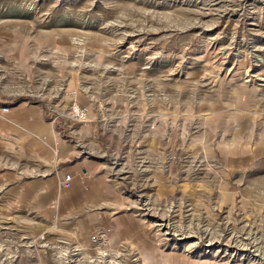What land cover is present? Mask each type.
<instances>
[{
  "label": "rangeland",
  "instance_id": "obj_1",
  "mask_svg": "<svg viewBox=\"0 0 264 264\" xmlns=\"http://www.w3.org/2000/svg\"><path fill=\"white\" fill-rule=\"evenodd\" d=\"M17 98L106 184L0 196V264H264V0H0V105Z\"/></svg>",
  "mask_w": 264,
  "mask_h": 264
},
{
  "label": "crops",
  "instance_id": "obj_2",
  "mask_svg": "<svg viewBox=\"0 0 264 264\" xmlns=\"http://www.w3.org/2000/svg\"><path fill=\"white\" fill-rule=\"evenodd\" d=\"M8 104L7 112L0 111L1 198H69L76 204L103 191L106 183L97 155H81L75 144L67 142L44 103L17 98ZM92 125L83 124L79 131L87 134L94 130ZM66 173L72 175L71 185L62 188Z\"/></svg>",
  "mask_w": 264,
  "mask_h": 264
},
{
  "label": "built area",
  "instance_id": "obj_3",
  "mask_svg": "<svg viewBox=\"0 0 264 264\" xmlns=\"http://www.w3.org/2000/svg\"><path fill=\"white\" fill-rule=\"evenodd\" d=\"M71 95H76V90H72L69 92ZM72 101L69 104L68 111L66 113V117L71 120L72 122L76 123H83L90 121V107L87 105L79 104L73 97L71 98ZM9 110V105H0V111L5 113ZM57 118L56 116L52 117V121H55ZM84 152L85 150H80ZM89 152L85 151L84 155H88ZM104 155V153H103ZM72 181V175L70 173H66L63 175L61 180V187L62 188H69Z\"/></svg>",
  "mask_w": 264,
  "mask_h": 264
},
{
  "label": "bare ground",
  "instance_id": "obj_4",
  "mask_svg": "<svg viewBox=\"0 0 264 264\" xmlns=\"http://www.w3.org/2000/svg\"><path fill=\"white\" fill-rule=\"evenodd\" d=\"M120 172V171H119Z\"/></svg>",
  "mask_w": 264,
  "mask_h": 264
}]
</instances>
